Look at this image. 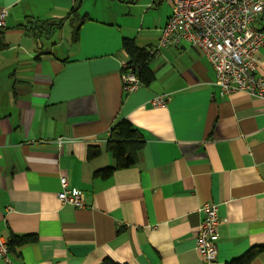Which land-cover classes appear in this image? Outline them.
I'll return each mask as SVG.
<instances>
[{
    "label": "crops",
    "instance_id": "obj_1",
    "mask_svg": "<svg viewBox=\"0 0 264 264\" xmlns=\"http://www.w3.org/2000/svg\"><path fill=\"white\" fill-rule=\"evenodd\" d=\"M118 2L124 9L108 14L111 22L83 14L89 20L75 42L54 25L76 0H0L9 11L0 30V236L8 243L36 238L14 246L12 260L227 264L264 247L262 100L223 97L207 56L190 45L154 53L155 81L124 92V38L155 52L172 6ZM255 27L264 29V13ZM258 57L264 77V47ZM161 95L170 101L153 106ZM123 120L145 141L139 162L96 177L116 165L107 143ZM60 137L72 142L61 148ZM90 147L101 155L90 159ZM62 177L83 190L86 208L60 202ZM208 202L218 205L221 219L212 263L197 250L200 209ZM251 264H264V251Z\"/></svg>",
    "mask_w": 264,
    "mask_h": 264
},
{
    "label": "built area",
    "instance_id": "obj_2",
    "mask_svg": "<svg viewBox=\"0 0 264 264\" xmlns=\"http://www.w3.org/2000/svg\"><path fill=\"white\" fill-rule=\"evenodd\" d=\"M157 1L171 4L172 15L162 30L158 50L152 54L182 45L198 48L213 66L223 97L242 93L259 98L264 105V77L258 75L264 29L255 27L258 16L264 13V0H152ZM8 16V9L0 7V30L6 29ZM126 67L124 62L123 68ZM122 83L127 94L143 86L132 70L123 71ZM170 99V95H161L152 104L163 107ZM71 142L67 137L56 140L61 148ZM61 185L57 196L62 204L78 209L87 207L83 190L70 189L67 177L61 178ZM200 211L204 220L198 230L197 250L205 261L212 263L219 251V207L208 202ZM11 253L8 241L0 236V262L16 264Z\"/></svg>",
    "mask_w": 264,
    "mask_h": 264
},
{
    "label": "trees",
    "instance_id": "obj_3",
    "mask_svg": "<svg viewBox=\"0 0 264 264\" xmlns=\"http://www.w3.org/2000/svg\"><path fill=\"white\" fill-rule=\"evenodd\" d=\"M76 1L77 6L73 8L66 18L57 21L54 25V28H61L64 22L73 16L72 23L77 24V27L73 32V39L75 42H78L81 28L83 24L89 19L87 15L79 14L81 0ZM123 51L127 57V67L124 69V71L132 70L138 76L143 85L149 86L152 84L156 79V75L149 65V61L153 56L152 52L140 48L137 45L136 40L130 38H124ZM144 147L145 141L141 133L129 121H121L112 129L110 140L107 143V151L115 158L116 165L97 171L95 176L109 178L117 170L134 167L136 164H138ZM89 150L90 159L101 155V149L99 147H90ZM35 240L36 238L31 235L23 237L14 236L9 242L11 252H13L14 246H21ZM263 251L264 247L253 248L243 257L234 259L227 264H251L252 261ZM103 264L117 263L107 259L103 262Z\"/></svg>",
    "mask_w": 264,
    "mask_h": 264
},
{
    "label": "rangeland",
    "instance_id": "obj_4",
    "mask_svg": "<svg viewBox=\"0 0 264 264\" xmlns=\"http://www.w3.org/2000/svg\"><path fill=\"white\" fill-rule=\"evenodd\" d=\"M118 1L119 0H98L97 3L96 0H87L84 9L83 11H81L80 15H83L87 12L91 16V18L111 22V19H109L108 14H113L115 12L120 13L122 12L121 10L124 9V6L118 4ZM126 1L128 2L129 0ZM113 20L114 19H112V21ZM64 25L61 28H58L56 32L59 36L65 35L67 39H72L73 32L77 27V24L67 23L65 26Z\"/></svg>",
    "mask_w": 264,
    "mask_h": 264
}]
</instances>
